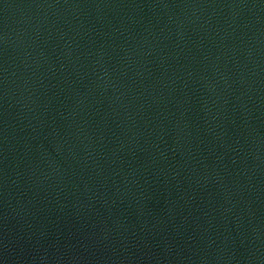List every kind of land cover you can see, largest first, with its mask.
Wrapping results in <instances>:
<instances>
[{"label": "water", "instance_id": "1", "mask_svg": "<svg viewBox=\"0 0 264 264\" xmlns=\"http://www.w3.org/2000/svg\"><path fill=\"white\" fill-rule=\"evenodd\" d=\"M264 132V0H0V245Z\"/></svg>", "mask_w": 264, "mask_h": 264}]
</instances>
